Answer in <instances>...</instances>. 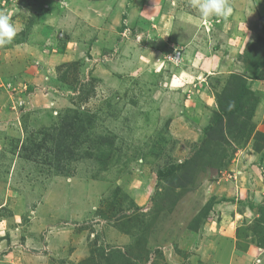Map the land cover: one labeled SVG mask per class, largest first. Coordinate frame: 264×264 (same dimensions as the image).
<instances>
[{
    "label": "rangeland",
    "instance_id": "1",
    "mask_svg": "<svg viewBox=\"0 0 264 264\" xmlns=\"http://www.w3.org/2000/svg\"><path fill=\"white\" fill-rule=\"evenodd\" d=\"M57 1L41 40L48 5L0 0L17 31L0 46V264H110L118 251L133 260L111 264H256L264 0H229L227 19H202L191 0H135L131 20L127 0H101L97 34L87 0ZM232 74L252 93L246 132L210 141Z\"/></svg>",
    "mask_w": 264,
    "mask_h": 264
},
{
    "label": "trees",
    "instance_id": "2",
    "mask_svg": "<svg viewBox=\"0 0 264 264\" xmlns=\"http://www.w3.org/2000/svg\"><path fill=\"white\" fill-rule=\"evenodd\" d=\"M254 78L259 79L260 77H259V75H256V76H254ZM251 94L252 93L250 92V90L247 86V82H246V79L244 76H242L240 74H232L230 76L223 92L221 93V95H219V98H218L219 110H217V112L215 114V122L213 123L214 125L211 127L208 126L207 130L205 131L207 136L212 138V139H210V141L221 142L222 140L225 139V137H227L229 135L230 131L232 130L231 128L234 125H236V126L239 125V126L243 127V130H241V131L246 132L247 123H245L244 121L241 122L242 121L241 118L244 115L243 113L245 112V109L247 107H249V105H251L250 97H248V95H251ZM250 110H253V105L250 108ZM69 128L70 127H68V130H70ZM65 130H67V128H65ZM67 133H68V131H66L65 134H67ZM62 134H63V130H60L57 137L60 138V136H62ZM260 135L262 137H264V134H260ZM38 147H41V146L39 145ZM59 153L62 154V152L59 150L56 154V157ZM200 154H201L200 152L196 153L194 158H191V160L192 159L194 160L196 158V156H198ZM210 163L213 164V162H210ZM168 171H169V173H171L170 170H168ZM186 173H182V174L186 175ZM182 174H180V176H178L179 179L184 178L182 176ZM181 176L183 178H181ZM206 213H207L206 210L204 212H202L201 217L206 216L205 215ZM263 222H264V219H263ZM260 225H261V223L259 222V220L255 221L254 232L257 233L258 236L256 239H254V237H253V239H254L253 243L256 244L257 246L262 247L264 245V227H263V229H258V227ZM191 227L196 229V227H194V225H192ZM138 256H140L139 253L134 257L137 258ZM117 258L128 259V261L132 259L131 257L123 254L120 251L113 252V253L111 252L110 254L105 256V259L110 264L115 263L114 260Z\"/></svg>",
    "mask_w": 264,
    "mask_h": 264
},
{
    "label": "crops",
    "instance_id": "3",
    "mask_svg": "<svg viewBox=\"0 0 264 264\" xmlns=\"http://www.w3.org/2000/svg\"><path fill=\"white\" fill-rule=\"evenodd\" d=\"M41 2H44L43 4H45V6L47 7V5H48V11H46V14H45V17H43V18H45V20L44 21H42V24H40L39 23V26H38V28H37V32L39 33V35L41 36L40 37V39L41 40H49V36L47 35V37L45 36L46 35V32L48 31L49 32V27H50V22H46L47 21V19L46 18H48L49 16H51V14H49V12L50 11H54V9H56L57 11L58 10H61V5H58V2L59 1H57V0H55V1H57V3L56 4H54L55 6H53L54 8H52V4L55 2H53V0H40ZM51 1L53 2L52 4H50L51 3ZM75 0H70V2L67 0V1H63V3L65 4L66 3V5L67 4H71L72 3V6H73V10H75V11H77L76 10V7L74 6V4H73V2H74ZM88 1V3H89V6L90 7H88V11H87V13H89V21H88V23L86 24L87 26H88V28L91 30V32H96V34L97 33H100L99 32V30H100V26H101V21H102V17H103V12H102V10L103 9H100V8H102V6H103V3L101 2V0H87ZM108 1H110V0H108ZM130 1L131 0H127V2H129L128 3V5H124V7H126V9L128 10V14H129V17H130V20H131V18H132V15L133 14H135L136 13V11H137V9H138V7L136 6L137 4L135 3V0L133 1V4L131 5V3H130ZM68 2V3H67ZM113 2H115V4H117V5H119V7L121 6V0H113ZM127 2H125V3H127ZM62 3V2H61ZM60 3V4H61ZM145 8V7H144ZM35 14H37L38 15V18H41V16H42V14L43 13H41V14H38V12L37 13H35ZM34 14V15H35ZM57 14V13H56ZM35 17V16H34ZM38 18H36L35 17V19H37V20H39V22L43 19H38ZM49 20H51V17H49L48 18ZM77 20V19H76ZM87 21V20H86ZM38 22H36V23H32V25L34 26L35 24H37ZM53 23V22H52ZM31 25V26H32ZM32 26V27H33ZM131 26H132V28H134V30H138V26H141V22H140V19L139 20H137V21H135V22H131ZM125 29H126V27L123 29L124 31H125ZM140 29H141V27H140ZM28 30V33L29 32H31L32 31V29H27ZM133 30V31H134ZM44 36V38H42ZM101 40L99 39V40H93V41H91L90 42V44H92V47L93 46H95L96 44H98L99 42H100ZM31 44V43H30ZM255 156H257V154H255ZM253 161H254V154H253ZM257 168V167H256ZM261 190L263 191V194H264V186H263V188L261 187ZM240 193H241V195H240V197L241 198H245V196L244 195H242V192L240 191ZM255 199H257V198H255ZM227 235H231L230 233H228ZM223 239V238H222ZM263 251H264V248L263 247H260V246H257L256 244H251L250 245V247H249V251H248V253H252L253 252V259L255 258V260H253V263H255L256 262V259H257V256L259 257V255L261 254V253H263Z\"/></svg>",
    "mask_w": 264,
    "mask_h": 264
},
{
    "label": "clouds",
    "instance_id": "4",
    "mask_svg": "<svg viewBox=\"0 0 264 264\" xmlns=\"http://www.w3.org/2000/svg\"><path fill=\"white\" fill-rule=\"evenodd\" d=\"M190 7L197 10L202 19L210 17L227 19L232 15L233 8L229 0H191ZM17 35L15 24L7 13L0 12V46L13 42ZM138 39H141L138 37ZM170 59H179L169 55ZM256 264H261L257 259Z\"/></svg>",
    "mask_w": 264,
    "mask_h": 264
},
{
    "label": "built area",
    "instance_id": "5",
    "mask_svg": "<svg viewBox=\"0 0 264 264\" xmlns=\"http://www.w3.org/2000/svg\"><path fill=\"white\" fill-rule=\"evenodd\" d=\"M169 55H171V56H173V57H179V59H170L169 58ZM166 58L170 61V62H176V61H179L180 60V58H181V52L180 51H176V52H174V53H171V54H169Z\"/></svg>",
    "mask_w": 264,
    "mask_h": 264
}]
</instances>
